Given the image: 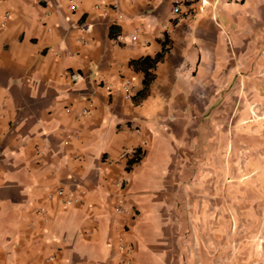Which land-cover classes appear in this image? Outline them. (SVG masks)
<instances>
[{"label": "crops", "instance_id": "0c3cea01", "mask_svg": "<svg viewBox=\"0 0 264 264\" xmlns=\"http://www.w3.org/2000/svg\"><path fill=\"white\" fill-rule=\"evenodd\" d=\"M258 238L264 0H0V264H264Z\"/></svg>", "mask_w": 264, "mask_h": 264}, {"label": "built area", "instance_id": "2783aa9c", "mask_svg": "<svg viewBox=\"0 0 264 264\" xmlns=\"http://www.w3.org/2000/svg\"><path fill=\"white\" fill-rule=\"evenodd\" d=\"M94 9H99V6H95L94 7ZM179 12V8H178V6H176V7H174L173 8V13L174 14H177ZM118 19H122V16H118ZM116 40L117 41H122L123 40V37H122V35H118L117 37H116ZM136 40V37L135 36H131V41L132 42H134ZM124 92H125V96H126V98L127 99H129L130 98V91H129V89H128V87H125L124 88ZM85 113V112H84ZM58 194H61V192H59ZM72 204V201L69 199V200H67L66 201V204H65V206H69V205H71ZM114 212L115 213H125V210H123L120 206H116L115 208H114ZM259 240V243L260 244H263L264 245V241L261 239V238H258L257 239V241Z\"/></svg>", "mask_w": 264, "mask_h": 264}]
</instances>
